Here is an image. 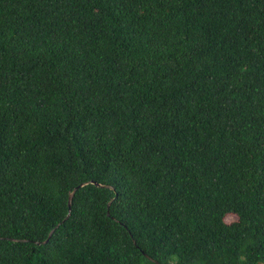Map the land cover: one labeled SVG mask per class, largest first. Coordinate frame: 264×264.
<instances>
[{
  "label": "trees",
  "instance_id": "1",
  "mask_svg": "<svg viewBox=\"0 0 264 264\" xmlns=\"http://www.w3.org/2000/svg\"><path fill=\"white\" fill-rule=\"evenodd\" d=\"M0 264H264V0H0Z\"/></svg>",
  "mask_w": 264,
  "mask_h": 264
},
{
  "label": "water",
  "instance_id": "2",
  "mask_svg": "<svg viewBox=\"0 0 264 264\" xmlns=\"http://www.w3.org/2000/svg\"><path fill=\"white\" fill-rule=\"evenodd\" d=\"M89 182H90V183H95V181L89 180V181H86V182H82V183H80L79 186H83V185H85L86 183H89ZM95 184L99 185L98 183H95ZM77 187H78V186H75V187L73 188V190H71V192L68 194V197H67V206H68V207H70V205H71V198H72V196H73V194H74V191L76 190ZM107 187L111 188V186H108V185H107ZM108 204H109V203H108ZM52 231H53V230H51V231L49 232L47 238H46L45 240H43L42 242H46V241H47V239L49 238V236H50V234H51ZM36 243H38V241H36Z\"/></svg>",
  "mask_w": 264,
  "mask_h": 264
},
{
  "label": "rangeland",
  "instance_id": "3",
  "mask_svg": "<svg viewBox=\"0 0 264 264\" xmlns=\"http://www.w3.org/2000/svg\"><path fill=\"white\" fill-rule=\"evenodd\" d=\"M234 218H235V217H234L232 214L227 215V216H226V221H229V220L234 219Z\"/></svg>",
  "mask_w": 264,
  "mask_h": 264
}]
</instances>
